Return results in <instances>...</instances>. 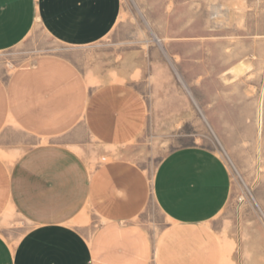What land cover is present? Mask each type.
<instances>
[{
    "label": "crops",
    "instance_id": "0c3cea01",
    "mask_svg": "<svg viewBox=\"0 0 264 264\" xmlns=\"http://www.w3.org/2000/svg\"><path fill=\"white\" fill-rule=\"evenodd\" d=\"M122 11V0H0V53L37 27L65 51L0 66V264L231 258L213 222L233 180L215 151L178 147L152 180L126 156L148 122L151 77L134 51L97 49ZM152 200L162 231L145 216ZM16 217L26 229L12 243L1 227Z\"/></svg>",
    "mask_w": 264,
    "mask_h": 264
},
{
    "label": "rangeland",
    "instance_id": "374dc122",
    "mask_svg": "<svg viewBox=\"0 0 264 264\" xmlns=\"http://www.w3.org/2000/svg\"><path fill=\"white\" fill-rule=\"evenodd\" d=\"M122 6L119 24L97 49L107 57L134 51L151 77L148 122L126 156L152 180L178 147L215 151L233 180L213 222L229 241L227 259L233 251L226 264H264V0H122ZM45 52L65 51L37 27L0 53V66L11 69ZM145 216L161 231L168 224L153 200ZM25 229L16 217L1 232L17 243Z\"/></svg>",
    "mask_w": 264,
    "mask_h": 264
}]
</instances>
